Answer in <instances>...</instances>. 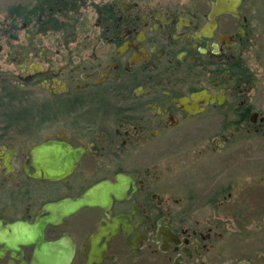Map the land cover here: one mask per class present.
<instances>
[{
	"label": "flooded vegetation",
	"instance_id": "1",
	"mask_svg": "<svg viewBox=\"0 0 264 264\" xmlns=\"http://www.w3.org/2000/svg\"><path fill=\"white\" fill-rule=\"evenodd\" d=\"M213 1L205 12L136 0L13 4L0 23V52L6 41L19 47L9 57L19 73L0 71V264H264V226H244L264 209H229L223 241L216 220L202 223L196 200L148 164L153 148L190 138L206 116L234 132L250 123L243 0L210 20ZM41 144L76 151L71 170L45 178ZM99 182L108 202L58 206Z\"/></svg>",
	"mask_w": 264,
	"mask_h": 264
},
{
	"label": "rangeland",
	"instance_id": "2",
	"mask_svg": "<svg viewBox=\"0 0 264 264\" xmlns=\"http://www.w3.org/2000/svg\"><path fill=\"white\" fill-rule=\"evenodd\" d=\"M136 1L153 5L168 2L205 12L210 0ZM15 3L25 5L30 4L31 0H0V23L9 22L10 9ZM241 8L247 29L242 52L247 72L250 73V87L244 91L247 103L252 106L250 123L239 125L237 132H234L232 125L226 130L220 129V114H215L214 119L206 116L205 128L201 127L190 138L179 143L153 148L148 159V164H155L159 170H163L161 179L164 178L172 186L175 195H189L196 200L191 206L195 217L205 224L208 220H216L217 227L222 228L223 232L225 228L235 226L234 218L227 215L229 209L243 207L249 210L250 216L255 210L264 209V0H243ZM19 33L20 40L24 39L23 31ZM17 42L23 45L27 43ZM9 43H3L0 52V59L8 56L5 61H0V71L7 70L11 75H16L19 73L17 62L9 57L18 53L19 47L14 46V41H11V46ZM221 134H224V138H221ZM216 142L220 146L216 147ZM223 197L226 202L217 206ZM253 225L264 226V215L244 226ZM226 233H223V241L228 237ZM256 239L253 237L250 241Z\"/></svg>",
	"mask_w": 264,
	"mask_h": 264
},
{
	"label": "water",
	"instance_id": "3",
	"mask_svg": "<svg viewBox=\"0 0 264 264\" xmlns=\"http://www.w3.org/2000/svg\"><path fill=\"white\" fill-rule=\"evenodd\" d=\"M241 0H215L211 3L209 14V19L214 15L222 14L227 12L230 14H235V6L239 4ZM193 97V96H192ZM66 147V146H65ZM34 151L40 162H38V167L43 171L44 177L48 179H54L65 175L73 167L75 161L77 160V152L73 151L71 148L66 147L64 150L58 149L59 157L57 153L46 152L44 145L34 146ZM44 156V158L42 157ZM37 176L39 173L37 172ZM110 185V184H109ZM107 186L106 182H99L77 196L75 199H66L63 203L59 204L64 213H69L76 211L81 207H94L99 206L104 202H108L109 199L103 195L104 187ZM99 192L100 195H99Z\"/></svg>",
	"mask_w": 264,
	"mask_h": 264
},
{
	"label": "trees",
	"instance_id": "4",
	"mask_svg": "<svg viewBox=\"0 0 264 264\" xmlns=\"http://www.w3.org/2000/svg\"><path fill=\"white\" fill-rule=\"evenodd\" d=\"M19 112H20V110H19ZM18 114H21V113H18ZM18 117L21 119V116L18 115ZM15 120H16V119H15Z\"/></svg>",
	"mask_w": 264,
	"mask_h": 264
}]
</instances>
